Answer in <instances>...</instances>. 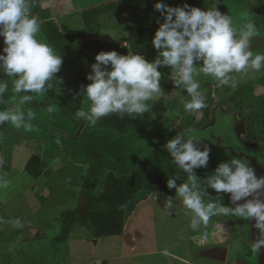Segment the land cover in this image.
Segmentation results:
<instances>
[{
  "label": "rangeland",
  "instance_id": "374dc122",
  "mask_svg": "<svg viewBox=\"0 0 264 264\" xmlns=\"http://www.w3.org/2000/svg\"><path fill=\"white\" fill-rule=\"evenodd\" d=\"M108 1L45 0L43 3L51 9L62 29H77L84 25L83 9ZM225 1L232 13L248 8L264 15V0ZM121 21L119 17L113 21L104 20L99 37L103 50L121 47L128 53L127 37L136 32L131 18H126L124 24H120ZM40 36L47 41L42 31ZM3 47V37H0V52ZM62 57L60 70L63 78L58 79L59 83L56 82L46 95H39L30 105H21L26 112L30 110L35 114L31 127L16 128L8 123L6 130L0 133V177L8 181L6 187H0V264H252L244 255L246 249L242 245L241 228L235 218L214 216L206 228L202 226L193 231L190 228L191 213L178 197L174 198L172 209L166 207L167 197H174L175 189H168L165 179L161 182L147 179L138 202L131 208L123 235L93 236L86 213L94 202L86 190L95 182L85 180V177L89 175L92 179L94 167L125 173L129 163L128 159L121 164L107 162L103 144L107 142L102 137L105 131L99 130L98 125L74 119L75 113L61 106L68 95L80 88L78 66L69 64ZM90 71L91 65L88 73ZM159 71L164 90L161 96L178 99L183 94L181 88L174 85L172 94H167V85L173 83L169 79L170 73L163 68ZM262 73L261 70L234 74L238 81L235 88L251 81L257 87L256 93L264 94V85L259 82ZM197 79L214 81L212 87L217 86L216 80L203 74ZM11 94L9 84L6 99ZM248 99L253 105L257 104L255 98ZM248 99L245 100L248 102ZM83 104L82 108L87 111L90 101L86 95ZM49 106L55 109L51 113L47 111ZM138 117V121L143 118ZM81 131L83 134L79 138L77 135ZM133 139L130 138V146L124 140V154L131 159L137 150L133 147ZM117 142H111L112 146ZM116 149L113 147L111 152ZM38 154L45 160V170L50 171L35 178L26 171V164ZM142 159L147 160V157ZM174 177L178 184L186 180L183 170L173 173ZM207 192L206 201L213 200L211 191L207 189ZM16 220L22 226H16ZM127 234L131 235V241L126 238ZM216 245L228 248L226 261L201 255V250Z\"/></svg>",
  "mask_w": 264,
  "mask_h": 264
},
{
  "label": "clouds",
  "instance_id": "9594fccd",
  "mask_svg": "<svg viewBox=\"0 0 264 264\" xmlns=\"http://www.w3.org/2000/svg\"><path fill=\"white\" fill-rule=\"evenodd\" d=\"M218 3L200 8L185 3L169 6L157 0L154 8L163 22L155 31L152 45L158 55L151 61L139 52L126 55L116 50L100 51L95 55L87 85L79 95L90 101L88 110H77L74 119L96 125L102 117L118 115L123 119L151 113L153 104L163 94L162 73L159 68L172 69L169 79L176 87L183 86L190 99L182 101L187 112L207 107L200 91L201 74L217 81L218 87L235 88L234 74L259 72L264 69V50L254 42L264 39V16L245 8L234 15L222 12ZM36 0H0V37L4 47L0 52V125L9 123L16 128L31 127L33 111L30 105L39 95H46L52 82L59 83L63 57L41 38V20L33 12ZM11 84L12 95L6 99ZM55 109L49 106L47 111ZM195 132L178 133L163 145L171 160L187 174L183 183L177 178L167 180V188L175 189V196L167 197L166 207H173L178 197L191 213L190 228H206L212 217H233L250 221L256 238L250 250L257 254L264 250V175L258 176L247 157L233 155L218 163L207 177L196 173L206 168L212 151ZM59 143V141H57ZM8 181L0 177V187ZM207 188L218 194L220 202L207 200ZM230 203H223V194ZM16 226H22L19 220Z\"/></svg>",
  "mask_w": 264,
  "mask_h": 264
},
{
  "label": "trees",
  "instance_id": "16d2710c",
  "mask_svg": "<svg viewBox=\"0 0 264 264\" xmlns=\"http://www.w3.org/2000/svg\"><path fill=\"white\" fill-rule=\"evenodd\" d=\"M43 1L45 0H36L33 12L39 16L42 22L41 29L47 42L52 44L69 64L79 68L78 83L80 88L68 95L61 105L71 113H75L82 106H85L83 104L85 95H79L81 86L90 83L86 77L89 66L95 62V55L100 51H106L100 47L101 40L99 38L105 24L104 20L113 21L119 17V20L123 21L120 24H124L126 18H131L133 21L132 28L136 33L127 37L128 52L133 54L139 52L149 61L158 55L157 50L152 45L155 31L159 27V23L163 22L161 13L154 8L157 0H110L83 9L81 15L84 25L83 28L77 29H62L54 19L51 9L44 5ZM163 2L173 7L183 6L187 3L200 8H210L218 3L217 6L222 12L235 14L232 13L231 9L228 10L225 0H163ZM115 50L122 55L128 54L121 47ZM160 68L166 69L168 73L172 71L167 66ZM56 75L58 79L63 78L61 70ZM213 82L209 80L200 81V90L206 97L207 107L198 112L185 111L182 101H186L190 97L184 87L180 86L183 94L178 96V99L170 98L168 95L159 97L154 102L151 113L143 114L140 121H138L139 117L130 118L126 115L121 119L115 114L102 117L98 121L96 125H98L99 130L105 131L102 137H105L107 142L104 141L103 143L104 156L107 158V162L121 164L128 159L129 168L125 173H120L111 171L107 167H94L92 179L86 175L85 180L95 182L91 189L86 190L87 196L94 202L93 207L86 213L94 237L123 235L126 231V221L131 208L138 202V197L141 195L140 190L147 183V179L151 181L155 179L161 182L163 179H171L173 173L182 170L171 160L168 151L163 147L167 140L178 133L195 132L202 137V143L207 144L208 141L211 143L214 140H219L223 135L230 132V127L227 124L228 120L231 119L228 112L230 108H224L222 103L218 101L213 105L217 97L225 104L227 99L230 101V96L235 100V108L244 117L250 136L254 137L264 131V94L256 93L255 83L245 81L240 87L234 89L229 86L212 87ZM259 82L264 85V77ZM55 83L53 81L52 86ZM174 89V83L167 85V94H172ZM231 93L234 94L230 95ZM250 97L255 98L256 105L249 102L248 98ZM38 98L39 96H36V99ZM245 99H248V102ZM178 104L180 106H177ZM176 109H180V112H177ZM247 109L248 112H246ZM175 117L179 118L177 128L173 126L172 122ZM7 126L8 123L0 125V133L5 131ZM97 129L96 126V131ZM82 131L77 135L79 138L82 137ZM130 138H134L133 147L137 148L132 159L124 154L125 141L127 140L130 146ZM113 141L118 142L112 146L111 142ZM111 147L117 149L111 152ZM210 147L212 151L207 167L195 170L197 175L202 178L210 175L218 163L231 158L227 150ZM117 150L119 153H115ZM141 157L145 159L147 157V160ZM44 163L45 160L41 155H33L26 164V171L35 178L42 177L50 171V169L45 170ZM186 178L187 174L184 173V179ZM83 187L87 188L86 183H83ZM207 189L211 191L212 201L220 202L218 194L210 188ZM229 195L223 194L225 205L230 203ZM236 220L240 228L243 229L241 232L243 244L249 248L247 257L252 264H258L257 257L250 252L252 236L249 221Z\"/></svg>",
  "mask_w": 264,
  "mask_h": 264
},
{
  "label": "flooded vegetation",
  "instance_id": "af4514ba",
  "mask_svg": "<svg viewBox=\"0 0 264 264\" xmlns=\"http://www.w3.org/2000/svg\"><path fill=\"white\" fill-rule=\"evenodd\" d=\"M255 48L259 49L256 45H254ZM262 74H261V79L262 77H264V69H262ZM260 79V80H261ZM216 87V86H215ZM234 93H231L230 95H233ZM213 95H215L213 93ZM229 99H227L226 104L223 103L222 100H220L218 97L215 99V102L213 105L216 104V102H221L223 107H229V113L231 115V119L228 120V125L230 127V132H228V134L223 135L221 138H223L224 136H227L229 134H231L232 132H234L235 134V138L237 142H240L239 144H244L245 146L248 147L247 150H245L244 156L247 157V159L250 161H252V167L255 169L256 174L258 176L264 175V131H262L261 133H258L256 136H250L249 131L247 130V123L244 119L243 116H241L240 112L235 108V100H233V98H231L230 96V101H228ZM230 102V103H229ZM228 105V106H227ZM177 112H180V110L176 109ZM167 116V115H166ZM178 119L177 117H175L172 122H173V126L175 128H177V124H178ZM215 141V140H214ZM209 143V141H208ZM234 146L232 144V147H230V150L234 151ZM244 149V147H243ZM246 149V148H245ZM230 156L232 157L233 154H231L230 152ZM242 228H241V232H242ZM242 245L245 247L246 252L244 253L245 256H247L249 254L248 251V247L246 245H244L242 243ZM251 252V251H250ZM256 256V254H255Z\"/></svg>",
  "mask_w": 264,
  "mask_h": 264
},
{
  "label": "water",
  "instance_id": "95a60500",
  "mask_svg": "<svg viewBox=\"0 0 264 264\" xmlns=\"http://www.w3.org/2000/svg\"><path fill=\"white\" fill-rule=\"evenodd\" d=\"M254 45H256L259 49L264 50V39L256 40L254 42ZM239 143L240 142L236 141L234 132H232L231 134L224 136L223 138H220L219 140H215L207 144L215 148L227 150L229 153L231 152V154L233 155L244 156L243 153H245V150H247L248 147L245 146L244 144H239ZM232 144L235 147L234 151L230 150V147H232ZM249 163L252 165V161H250ZM249 224H250V229H251L252 240H254L256 238V230L252 227V223L250 221H249ZM126 238L129 241H131L130 234H127ZM201 255L207 258H211V259L226 261L228 257V248L216 245V246L201 250ZM256 257H257L258 264H264V250H262L261 254L257 253Z\"/></svg>",
  "mask_w": 264,
  "mask_h": 264
}]
</instances>
